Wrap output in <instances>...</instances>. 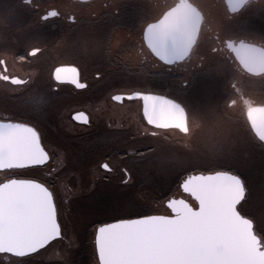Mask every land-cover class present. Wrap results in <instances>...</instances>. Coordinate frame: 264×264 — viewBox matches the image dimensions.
<instances>
[{"label":"flooded vegetation","instance_id":"af4514ba","mask_svg":"<svg viewBox=\"0 0 264 264\" xmlns=\"http://www.w3.org/2000/svg\"><path fill=\"white\" fill-rule=\"evenodd\" d=\"M206 2L208 9L198 7L211 26L200 29L184 61L170 64L160 58L170 55L156 52L154 29L146 34L163 14L152 0H0V119L34 127L57 157L0 172V179L14 175L55 185L65 239L47 252L70 245L77 259L93 252L96 260L86 264H98L95 229L101 223L170 214L165 201L183 196L178 183L183 168L173 165L180 172L162 187L152 174L143 179L155 166L142 161L153 154L151 146L163 144L176 147L182 158L197 156L194 144L203 135L231 137L232 153L197 159L211 165L202 172L245 179L243 214L264 233V0H246L236 11L225 0ZM76 70L86 87L57 80L75 79ZM117 95L125 99L114 100ZM79 112L88 123L74 119ZM105 162L111 171L100 167ZM64 187L84 190L70 196L68 189L62 194ZM103 187L112 200L87 205ZM139 187L162 194L154 211H137ZM81 194L88 195L90 209L78 225L81 212L62 210L64 199ZM122 199L132 207L128 213L116 209ZM29 258L0 254V264H27ZM40 260L31 264H53Z\"/></svg>","mask_w":264,"mask_h":264},{"label":"snow or ice","instance_id":"6c2138e0","mask_svg":"<svg viewBox=\"0 0 264 264\" xmlns=\"http://www.w3.org/2000/svg\"><path fill=\"white\" fill-rule=\"evenodd\" d=\"M57 80L78 88L87 86L81 82L79 70L75 79ZM74 119L85 124L89 120L83 112ZM56 158L41 143L34 127L0 119V172L46 165ZM100 167L111 171L107 162ZM178 183L193 202L184 196H169L165 201L168 215L143 214L96 227L98 264H264V233L258 234L253 220L242 211L246 189L241 175L191 173ZM64 239L54 184L49 187L14 175L0 179V254L39 256ZM57 264H76L70 245Z\"/></svg>","mask_w":264,"mask_h":264},{"label":"rangeland","instance_id":"374dc122","mask_svg":"<svg viewBox=\"0 0 264 264\" xmlns=\"http://www.w3.org/2000/svg\"><path fill=\"white\" fill-rule=\"evenodd\" d=\"M231 138V137H230ZM228 139H222L221 137H218L217 135H203L201 136L200 139L197 140V142L194 144V149L192 154H197L198 157H201L200 159H202V157H204V155L206 156H210L211 158L213 157L212 154H215L216 152L219 153H232L233 151H235L233 149L232 146V139L231 141ZM220 141V144L218 143V140ZM150 150L153 152L152 155H149L148 157H146L145 159H143L144 161H142L143 163H150V165L155 166L150 172H144V175L147 173H150V175H145L143 177L144 180H148L150 179L151 174L153 175V177L159 179L158 181H162L160 184H158L157 186H166V182L171 180L172 178H174L175 176H178L179 174V168L174 167L173 165H177L178 167L183 168V173L180 172L181 175V179L184 178V176H186L187 174H191V173H198V172H202V170H210L211 165H205L202 163H199L198 161V157L197 156H186V157H180L179 153L180 151L173 146H170L169 144H163L160 147L158 146H151ZM210 155H208V154ZM185 154V152H183V155ZM225 156V155H224ZM228 156V155H227ZM211 161V160H209ZM208 161V162H209ZM208 162H205L206 164ZM211 162H209L208 164H210ZM201 164V165H200ZM205 165V166H204ZM203 166V167H202ZM262 172V171H261ZM18 175H20L18 173ZM141 175H143L141 173ZM63 187V186H62ZM67 189L69 190V195L70 196H74V193H81L84 188H63L61 189L62 194H64ZM155 188H144V187H139V203L137 205H139V209L137 210L138 212H152L154 211V208H152L153 204L155 202H157L160 199V196H162V194L160 192H153ZM160 190V189H157ZM96 191V190H94ZM93 191V192H94ZM98 191V189H97ZM107 192V188L103 187V189L100 191L98 197L95 200H92L91 203L93 204H87L89 206H92L96 203L97 206H106L107 201L112 200L109 199V197L106 195ZM169 192V191H168ZM88 195H79V197L75 200H69V199H64L63 203H64V208H63V213H69V214H76L81 212V218L80 221L77 222L78 225L81 224L84 220H86V215L84 213V211H87L89 206L86 205L85 203V197H87ZM183 196H185V199H189V201L191 200L187 194L183 193ZM128 197V196H127ZM72 201V202H71ZM128 201H124L123 199L118 203V206L116 209H118V212H122V213H128L129 211H131L132 207H130L129 205H127ZM191 202H193L191 200ZM90 209V208H89ZM101 209V208H100ZM79 211V212H77ZM97 211H99V209H97ZM133 212H136V209H134ZM108 215V214H107ZM105 216V215H102ZM68 225L69 228H74L75 223L68 221ZM77 225V226H78ZM66 254V250H60L58 252L54 251L53 252H44L42 253V255L39 256H33L30 257L28 259V263L27 264H31L33 262V260L36 259H41L42 260H50L49 262H53V264H55L60 257L64 256ZM78 252L76 251H72V258L74 259V261H76V264H84L83 263V258H84V253L82 255H80V258L77 259L78 256ZM76 259V260H75ZM52 260V261H51ZM80 260V261H79ZM79 261V262H78ZM46 264L47 262L44 261ZM35 264V263H33Z\"/></svg>","mask_w":264,"mask_h":264},{"label":"water","instance_id":"95a60500","mask_svg":"<svg viewBox=\"0 0 264 264\" xmlns=\"http://www.w3.org/2000/svg\"><path fill=\"white\" fill-rule=\"evenodd\" d=\"M152 1L160 7L163 14L155 21V23L151 24L152 27H146V34L148 36L149 31L151 32L154 29L153 34L155 36V41L153 44L158 49L156 52L170 55L166 57H163L162 55V57H160L161 60L170 64H178L186 59L187 54L198 38L197 36L200 29L202 30L203 28H207V26H211V21L208 15L206 14L208 19H205L198 7L199 5L205 7L206 4V9H208L209 6L206 0L201 1L200 3L196 0H166V2L164 0ZM245 2L246 0H225L227 7L231 11L239 10ZM213 20L215 21V18ZM145 97H148V95ZM145 100H149V98H145ZM198 173L209 174L214 172Z\"/></svg>","mask_w":264,"mask_h":264},{"label":"trees","instance_id":"16d2710c","mask_svg":"<svg viewBox=\"0 0 264 264\" xmlns=\"http://www.w3.org/2000/svg\"><path fill=\"white\" fill-rule=\"evenodd\" d=\"M93 257H94V258H93ZM92 258H93L94 260H93ZM95 260H96L95 253H93V252H92L91 254H90V253H84V258H83V260H82L84 264H86L87 262H90V261H91V262H92V261H95Z\"/></svg>","mask_w":264,"mask_h":264}]
</instances>
